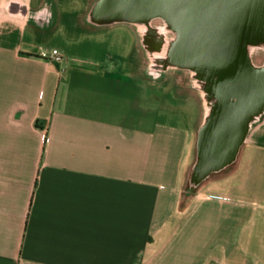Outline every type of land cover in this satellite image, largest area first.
<instances>
[{
    "label": "crops",
    "instance_id": "crops-1",
    "mask_svg": "<svg viewBox=\"0 0 264 264\" xmlns=\"http://www.w3.org/2000/svg\"><path fill=\"white\" fill-rule=\"evenodd\" d=\"M100 1L0 0V264H264V103L196 174L216 73L171 62L174 29L165 65L141 64L136 23L158 16ZM60 35L103 45L78 65Z\"/></svg>",
    "mask_w": 264,
    "mask_h": 264
},
{
    "label": "water",
    "instance_id": "water-1",
    "mask_svg": "<svg viewBox=\"0 0 264 264\" xmlns=\"http://www.w3.org/2000/svg\"><path fill=\"white\" fill-rule=\"evenodd\" d=\"M96 14L161 16L176 32L171 62L216 73L218 105L200 131L196 174L227 160L243 136L246 117L264 103V66H253L246 55L249 43L264 39V0H101Z\"/></svg>",
    "mask_w": 264,
    "mask_h": 264
},
{
    "label": "rangeland",
    "instance_id": "rangeland-1",
    "mask_svg": "<svg viewBox=\"0 0 264 264\" xmlns=\"http://www.w3.org/2000/svg\"><path fill=\"white\" fill-rule=\"evenodd\" d=\"M136 24L140 28V63L144 65H152L154 67H160L162 65H165L163 60L167 47L170 44L172 38L174 37L173 28L168 24L165 18H162L160 16L151 18L148 22H141ZM117 29L118 30L116 31V34L114 36H123V34H121V30L125 29V27L122 26ZM145 32L149 34L146 37L149 44L148 49L143 42V39L145 40V38H143ZM85 37H83V39L85 38V40L77 42L73 40L69 41L70 38L64 35H60L56 39L59 44H65V46H67L66 50L68 62L76 63L78 65H86L87 62L88 64L92 63V61L94 62V60L89 57L95 52L96 49L98 50V48L100 47L99 44H102L99 42L101 40L95 38L94 35ZM110 37L112 36L110 35ZM251 45L252 44L250 43L247 45V52L248 54H250L252 62L255 64H262L264 62V45ZM143 104L144 103L142 102L141 98L139 102L141 116L147 113L150 118H152V115L155 114V111H157V105H149V110H147V108Z\"/></svg>",
    "mask_w": 264,
    "mask_h": 264
},
{
    "label": "built area",
    "instance_id": "built-area-1",
    "mask_svg": "<svg viewBox=\"0 0 264 264\" xmlns=\"http://www.w3.org/2000/svg\"><path fill=\"white\" fill-rule=\"evenodd\" d=\"M48 53H50V55H52L53 58H55L57 60L60 59V57H61L59 51L56 48H52L49 51H47L46 49H42L40 51L41 56H48Z\"/></svg>",
    "mask_w": 264,
    "mask_h": 264
}]
</instances>
